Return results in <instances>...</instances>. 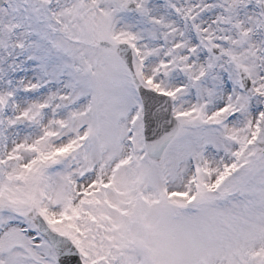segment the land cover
<instances>
[{
    "label": "snow or ice",
    "instance_id": "6c2138e0",
    "mask_svg": "<svg viewBox=\"0 0 264 264\" xmlns=\"http://www.w3.org/2000/svg\"><path fill=\"white\" fill-rule=\"evenodd\" d=\"M0 264H264V0H0Z\"/></svg>",
    "mask_w": 264,
    "mask_h": 264
}]
</instances>
